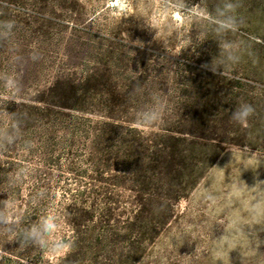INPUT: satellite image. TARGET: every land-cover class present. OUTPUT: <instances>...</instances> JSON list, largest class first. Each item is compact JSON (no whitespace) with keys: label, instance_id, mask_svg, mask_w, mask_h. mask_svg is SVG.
I'll return each mask as SVG.
<instances>
[{"label":"rangeland","instance_id":"rangeland-1","mask_svg":"<svg viewBox=\"0 0 264 264\" xmlns=\"http://www.w3.org/2000/svg\"><path fill=\"white\" fill-rule=\"evenodd\" d=\"M6 43L18 94L91 78L140 129L210 144V168L136 264H264V0H0ZM53 173L54 218L89 180Z\"/></svg>","mask_w":264,"mask_h":264},{"label":"trees","instance_id":"trees-1","mask_svg":"<svg viewBox=\"0 0 264 264\" xmlns=\"http://www.w3.org/2000/svg\"><path fill=\"white\" fill-rule=\"evenodd\" d=\"M18 59L0 45V264H136L210 168V144L176 126L140 129L116 110L120 92L91 78L18 94ZM190 145L202 153L189 156ZM55 170L89 180L54 216L69 234L43 227Z\"/></svg>","mask_w":264,"mask_h":264},{"label":"clouds","instance_id":"clouds-1","mask_svg":"<svg viewBox=\"0 0 264 264\" xmlns=\"http://www.w3.org/2000/svg\"><path fill=\"white\" fill-rule=\"evenodd\" d=\"M116 3H119V0H115ZM254 112V109L251 106H246L245 109L239 113L236 114V116L234 117V119H238L240 123L244 124L246 123V119L248 116H250L252 113ZM43 227H44V231L46 232H53L56 229V223H55V219L53 217H49L47 219H45L43 221ZM31 235H37L38 233L36 232V230L34 229L32 231V233H30ZM56 250H60L63 247H65V245L63 244V242L57 244L56 246ZM67 247H71V245H68Z\"/></svg>","mask_w":264,"mask_h":264}]
</instances>
